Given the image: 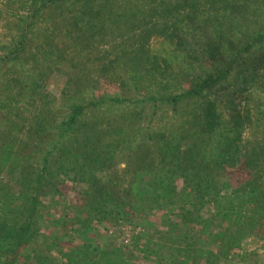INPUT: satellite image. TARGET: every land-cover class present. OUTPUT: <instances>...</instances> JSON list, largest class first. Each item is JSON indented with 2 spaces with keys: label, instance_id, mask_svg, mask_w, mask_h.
<instances>
[{
  "label": "rangeland",
  "instance_id": "rangeland-1",
  "mask_svg": "<svg viewBox=\"0 0 264 264\" xmlns=\"http://www.w3.org/2000/svg\"><path fill=\"white\" fill-rule=\"evenodd\" d=\"M47 1L0 0V145L11 140L10 129L5 127L8 122L6 116L10 111L14 110L15 114L20 108L22 113H26V118L30 114L45 111V107H41L38 102L32 107L27 106L26 100L32 89L51 97L49 111L53 116L45 126L51 133L44 136L48 143L56 139L60 129L66 128L64 124L69 117L71 104L83 97H91L96 100L97 110L101 113L93 121L106 133L103 147L111 151L112 161L118 164L115 181L119 183L118 190L123 196L119 194L114 198L116 204L122 208L129 204L132 198L125 195L127 184L131 177L139 173L145 177V186L149 187H146L147 190L143 187L147 194L145 202L132 201L133 209L140 211L152 205L148 199H152L156 192L152 186L155 172L150 165L155 166L159 161L155 153L156 140H148L143 135L150 129L153 132L165 130L172 135L182 130L186 137L182 140L181 148L185 150L189 147L187 145L192 135L200 131L195 124L200 125L202 121L201 112L196 109L201 102L199 96L185 98L174 109L159 104L151 119L154 110L142 106L141 96L153 92L158 96H167L173 91L180 92L181 84L189 88L190 83L186 84L185 79L188 73L197 79L206 73L221 74L227 68L234 70V73L246 68L254 81L253 91L248 97H237L226 83L214 91L213 99L218 103L225 128H228L226 123L229 114L237 111L250 115L251 121L245 130L242 145L249 152L257 149L261 153V162L258 161L259 168L256 170L261 174L255 177H263L254 183V176L232 171V174H223L222 177L216 172L210 187H218L224 193V179H227L234 187L225 195L239 198L256 192L259 201L254 210L255 215L249 221H243L247 222L245 235L236 247L230 248L224 244L227 222L221 219L212 206H206L199 213L202 226L191 234L194 238L191 243L197 248L195 257L193 261L190 260L192 256L187 257L186 263L206 264L207 259L215 260L213 258L216 255H222L219 262L216 260L214 264H264V152L261 149L264 148V0H176L182 12L187 11L188 6L194 7L190 28L196 38H191L190 44H195V47L194 52H188L190 62L195 66L192 69L186 64L188 53L184 62L173 44L157 37L152 19L155 16L153 2L157 0ZM87 18L93 19L91 30L81 29L86 24L76 25L75 20L87 21ZM183 19L181 15L178 17L180 21ZM145 32L152 36L149 41H142L146 42L145 61L169 66L168 72L161 78L155 79L146 72L148 67L136 71L126 70L123 62L114 63L117 54L137 48L139 36ZM215 43L218 45L217 52H213L210 47ZM198 57L200 64L195 63ZM56 64L58 67H53ZM93 65L97 66L98 73ZM48 68H58L61 72L56 71L58 75L53 73L47 79ZM79 74L81 79L74 85L75 89L66 90V94H63L68 81H75L73 77ZM132 74L140 79L138 85ZM232 76L231 73L230 81ZM171 79L174 81H169ZM20 89L23 98L16 102L14 96ZM102 97L107 101L105 107L98 106L103 102ZM118 104L114 112L113 108ZM133 110L138 114L137 120L131 116ZM144 112L148 113L145 115ZM141 113L144 115L141 116ZM193 125L197 129H193ZM197 138L200 139L199 149L203 153L201 158L210 165L219 155L213 144L219 136L214 140L206 135H197ZM110 142L112 147L107 148ZM26 154L17 163L14 158L11 163L0 165L2 172L12 169L10 177L0 173V177L4 176V180L9 181L11 189L5 188L0 193L3 195L0 197V219L17 228L24 226L29 219L32 223H29L31 233L17 254L10 252L8 240L6 244L0 242V261L12 254L14 264H36L32 259L38 264H72L69 258L74 262L85 259V254L81 257L77 249L89 247L98 249L99 255L107 253L117 261L115 264H183L185 259L176 258L180 255L178 234L165 235L169 230V225L165 224L166 220H170L166 212L168 209H153L131 221L116 209L109 214L97 215L83 193L87 190L84 182L78 185L65 180L57 196H54L51 188L42 189L38 195L37 210L31 219L36 171L41 169V165L39 156L37 160V156L30 153L27 157ZM57 159L55 157L52 166H55ZM144 162L148 166H143L142 171L137 169L138 163ZM22 171L26 173V179L23 173L21 175ZM58 177L55 174L54 179ZM191 187L188 181L178 183L182 192H189ZM16 194L20 195V200L14 197ZM26 195H29L30 200H23ZM91 195L89 191L88 196ZM241 198L235 200L234 205H239ZM183 199L186 201V197ZM99 208V211L104 210V207ZM79 213L83 216L82 220L89 218L90 223H85L84 227L74 225V232L71 229L72 220L75 221ZM217 233L221 234V239L215 238ZM203 237L206 238L205 243L201 239Z\"/></svg>",
  "mask_w": 264,
  "mask_h": 264
},
{
  "label": "trees",
  "instance_id": "trees-1",
  "mask_svg": "<svg viewBox=\"0 0 264 264\" xmlns=\"http://www.w3.org/2000/svg\"><path fill=\"white\" fill-rule=\"evenodd\" d=\"M47 3H52V0H49V2L47 1ZM178 3L179 2L176 0H157L153 2V14L155 16L152 17V19L157 31V37L165 39L173 44L175 51L185 62V55L188 52H194L193 48L195 47V44L192 46L190 44V39L193 38L195 40L196 38L195 32H193V29L191 31L190 28L194 7L188 6L187 11L184 10V12H182L181 6ZM180 15L184 18L182 21L178 20ZM87 19V21L84 19L81 21L75 20V23L76 25H80V23L83 25L86 24V27L81 29L91 30L90 26L93 19ZM180 25H183V27L179 28ZM139 38V46L137 48H130L122 54H117V57L114 58V63L123 62L126 70L135 69L136 71L143 67H148V71L146 70V72L151 73L155 79L161 78L165 72H168V64H155L154 62L150 63L145 61L147 53L145 52L144 45L152 36L148 32H145L141 34ZM217 38L218 36L216 35V39ZM144 39H146V42H142ZM210 47L213 52H217L218 45L216 43L214 46L211 45ZM189 53L187 57L189 61H187L186 58V64L190 65L188 68L192 69L195 66L190 62L191 57ZM199 62L200 59L198 57L195 63L200 64ZM85 63L84 59L83 66H85ZM162 65L164 66L162 67ZM53 67L58 66L56 64ZM92 67L96 69L98 73L97 66L93 65ZM56 71L61 72L58 68H48L49 73L46 75V78L48 79L53 73L58 75ZM182 72L184 71L182 70ZM193 72L194 70L192 74ZM231 73L233 76L230 81ZM133 77L134 74H132V78ZM73 78L75 81H68L63 94H66V90L70 91L71 89H75L74 85L80 82L78 81L81 79L80 74ZM134 79L136 85H138L140 79L135 77ZM185 79L187 80L186 84L190 83V86L189 88H185L186 86L183 87V84H181L179 87L180 92L173 91L167 96H158L153 92L141 96L143 99L142 106H149L151 107L150 111L154 110L150 119L155 115L159 104L169 105L174 109L178 107L180 105L179 103L185 98L199 96L201 102L196 109L198 111L200 110L202 121L200 125L195 124L199 127L200 131L198 134L195 133L192 135L187 145L189 147L185 150L181 148L182 140L184 141L186 137L182 130L172 135L165 130H156L153 132V129H150L143 135L144 137H148V140H156L155 153L159 161L155 163V166L153 164L150 165L155 172L152 186L156 194L152 199H148V201H152V205H148L145 209L143 208L140 211L133 209L134 205H132V201L139 200L143 203L147 200L146 190L149 187L145 186L147 182L142 174L137 173L135 176L133 175V178L131 177V179H129L130 182L127 184L128 191L125 192V195L132 199L128 205L122 208L116 204L117 200L114 199L118 197L119 194L122 195L118 190V187H120L119 183L115 181V179H117L115 170L118 164L112 161L113 159L110 155L112 154L111 151L109 152L103 147L104 142L102 141L105 139L106 133H104V131L102 132L101 128L99 129L97 127L96 121H93V118L101 114L97 110L96 100H93L91 97L88 99H84L85 97H83L80 101L71 104L69 107V117L64 124L66 128L63 127L60 129L57 132L56 139L48 143L45 141L44 136L51 133L49 129H45L47 125L46 122L50 123L48 119H51L50 117L53 116L52 112L49 111L51 97L49 94L42 95L36 92L35 89H32L26 100L27 106L32 107L35 102H38L41 107H45V111L39 114H30L28 118H26V113L21 112L20 108L17 109L15 114H13L14 110L10 111L6 116L8 122L5 124V127L10 129L9 135L11 140L7 144L4 142L0 145V161H4L0 163V165L11 163L14 158L17 163V160H21L22 155H25L26 151L29 150L30 152L26 154L27 157L30 156V153L37 156V160H39L38 156L40 157L41 169L36 171V189L34 190L35 196L32 199L34 202L33 209L30 213L31 219L35 214L34 212L37 210L36 205L41 190L51 188L54 196L60 195V185L68 179L74 184L79 185L82 182L87 184V190L83 191V193L87 195V199L90 201L89 203L94 208V211L97 212V215L109 214L113 212V209H116L119 210L123 216H127L129 219L128 221H131L137 216H143L145 213L152 212L151 210L153 209H168L166 212L169 214L168 217L170 220H166L165 224H167V226L169 225V230L165 235L178 234L177 247H180V250H178L180 251V255H177L176 258L181 259L182 257L185 259L183 264H187V257L189 258L192 256L190 259L191 261H193L192 259L195 257L197 248L191 243L194 239L191 234H194V231L202 226V219L199 213L206 206H212L214 210L218 211L221 219L227 222L224 244L231 246L230 248L236 247L242 241L245 235L243 233L247 230V222L243 223V221H249L251 217L255 215L254 210L257 201H259L256 197V192L240 196L242 198L240 199L239 205H234L235 200L240 197L235 198L231 194L225 195L231 192L234 187L227 179H224L225 183L223 187L225 191L229 190L228 192L224 191L223 193L220 188L217 187L215 189L210 186L211 183L214 182L213 175L216 172L223 177V174L225 176L227 173L232 174V171H234L240 174H247L250 177L254 176L256 179L255 176L261 174L260 171H256L259 168V162H261V153L257 149H253L249 152L247 148L242 145L245 130H247L249 127L248 124L251 121L250 115L247 116V114L237 111L231 113L226 123L228 128L223 127L220 108L217 101L213 99V93L219 86L227 83L229 88H232L236 92L237 97H248L253 91L254 81L249 74V70L246 68L238 70L235 73L234 70L227 68L226 71L221 74L206 73L199 76L197 79L192 78L191 74L188 73ZM169 81L173 82L174 79ZM21 89L18 90L14 96V101L16 102H19V100L23 98L21 97L23 93ZM102 98L103 102L99 103V107H105L107 105V101H104V97ZM118 106L119 104L113 108L114 112ZM144 113L146 115L148 112ZM144 113H141V116H143ZM137 115V112L133 110L131 114L132 118L137 120ZM195 125L192 126L193 129H197ZM116 130H118V128H116ZM197 135L202 137L204 135L207 137L210 136L213 137L212 140L219 136L218 140L213 143L219 155L210 165H207L205 160L201 158L203 153L200 152L198 143L200 139L197 138ZM62 141L64 144H60ZM72 144H74L73 148ZM111 147L112 143L110 142L107 148ZM240 149H244L245 151L241 152ZM261 149L264 152V148ZM40 154L42 156H40ZM55 157L59 159H57L55 166H52L51 164ZM143 166L146 167L148 164H146V162L143 164L138 163L137 169L142 171ZM2 171L3 170H0V173ZM10 173H12V169L2 172L5 177H10ZM55 174L60 177L56 179L58 182L54 179ZM21 175L24 179L27 178L24 171L21 172ZM262 177L263 176H260L259 179H262ZM4 179V176L0 177V193L5 188L9 191L11 190L9 181L6 182ZM259 179L257 178L254 183L258 182ZM59 180H61V182ZM182 181L191 182L192 187L189 192H182L179 190L178 183ZM148 183H151V181ZM144 186L145 188L147 187L146 190L143 189ZM89 191L92 193L91 197L88 196ZM18 195L19 194H16L14 197L20 200L21 197ZM0 197H3V195H0ZM184 197H186V201L183 199ZM23 198L24 201H28V198L30 200L29 195ZM178 203L180 204L179 208ZM99 207H104V210L99 211ZM82 219L83 216L79 213L75 221L72 220V231H76L74 230V225L76 224L82 227L85 223H90L88 221L89 218L87 220ZM1 220L2 219H0V221ZM169 222L172 224H169ZM29 223L30 225L32 224L31 220L27 219V223L24 226L17 228L16 226L9 225V222L5 220L0 222V242L6 244L8 240L10 242L9 247L11 253L17 254L27 243L26 237L31 233L29 230ZM218 237L221 239V234L217 233L215 235L216 239ZM201 239L205 243L206 238L203 237ZM220 242H222V240ZM214 243L216 244L215 241ZM77 250L81 257L82 254H85V259H79V261L74 262L69 258L72 264H115L117 262L107 253L99 255V250L95 248L81 247ZM221 251H223V246ZM221 256L222 255H216V257L213 258L215 260H211V258L207 259L206 264H214L216 260V262H219L218 260ZM32 260L38 264L37 261L34 259ZM14 262L15 259L12 254H8L0 261V264H14ZM190 264L194 263L192 262Z\"/></svg>",
  "mask_w": 264,
  "mask_h": 264
}]
</instances>
